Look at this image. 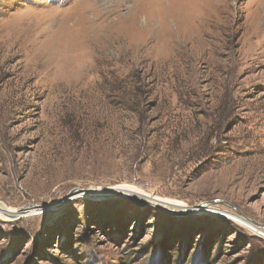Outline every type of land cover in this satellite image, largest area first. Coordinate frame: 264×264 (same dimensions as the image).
<instances>
[{
	"label": "rangeland",
	"instance_id": "obj_1",
	"mask_svg": "<svg viewBox=\"0 0 264 264\" xmlns=\"http://www.w3.org/2000/svg\"><path fill=\"white\" fill-rule=\"evenodd\" d=\"M5 22L55 58L45 88L0 44L23 211L0 264H264V0H0Z\"/></svg>",
	"mask_w": 264,
	"mask_h": 264
},
{
	"label": "bare ground",
	"instance_id": "obj_2",
	"mask_svg": "<svg viewBox=\"0 0 264 264\" xmlns=\"http://www.w3.org/2000/svg\"><path fill=\"white\" fill-rule=\"evenodd\" d=\"M200 4V3H199ZM196 16V14H195ZM15 17V16H14ZM54 16L50 17L53 18ZM12 18V17H11ZM8 21H12L15 22V18L11 19ZM199 18V17H198ZM203 18V17H202ZM17 19V18H16ZM27 20V19H26ZM19 20H17L16 22L18 23ZM21 21V20H20ZM48 24H49V20ZM15 22V24H16ZM55 22V21H54ZM22 23V21L20 22ZM14 24V25H15ZM17 25V24H16ZM20 26V24H19ZM24 27V25H22ZM72 26V25H71ZM22 27V28H23ZM27 27V26H26ZM30 27V26H29ZM22 28L17 27H12L11 26H7L6 22L3 25V28L1 27V34H0V44L4 45V49H5V54L3 55L4 60L9 59L10 57L13 56H18L21 55L22 58L23 57H27L30 58L31 62V66L32 68L24 71L22 73V75L20 76L23 79H31L34 78L36 79L35 84H42L43 87H48V85L51 82V70H52V64L55 58V54L54 52H52V47H49L48 49L45 48L44 52H38L36 51V47H37V43H35V39L31 36V35H27L28 38H26V42L29 43H34V46L29 47H24V46H19L20 48H15L18 45V40L19 38L22 36ZM28 29V27H27ZM26 29V30H27ZM46 29V28H45ZM25 31V29H24ZM34 32V31H33ZM53 34V32H52ZM112 35V34H111ZM110 37V36H109ZM104 38V37H103ZM110 45V44H109ZM40 46V45H39ZM53 46V45H52ZM104 46V45H103ZM111 46V45H110ZM64 50V49H63ZM56 51V49H55ZM108 51V50H107ZM32 59L35 61L34 63L32 62ZM70 60V59H69ZM67 65L69 64V62H67ZM20 65V63H19ZM17 64L9 67L11 71L16 70L17 68ZM30 89V88H29ZM28 89V90H29ZM31 93V92H30ZM23 95V94H22ZM25 95V94H24ZM32 94H30L31 96ZM27 106H30V102L29 105L27 103ZM9 114V113H8ZM7 114V115H8ZM10 115V114H9ZM11 117V115H10ZM204 135V134H203ZM239 136V135H238ZM239 138V137H238ZM235 139V138H234ZM240 141V140H239ZM209 144V143H208ZM149 157V156H148ZM236 164V163H235ZM234 164V165H235ZM248 164V163H247ZM250 164V163H249ZM186 169V168H185ZM211 172V171H210ZM207 174V173H206ZM256 176V175H255ZM261 178V177H260ZM257 179V178H256ZM153 182V181H152ZM158 182V181H157ZM220 182V181H219ZM206 204H204L205 206ZM202 207V206H201ZM207 208V205L205 206ZM208 209H212V208H208ZM22 210H12L9 208H6L5 206H3L2 204H0V215L3 216L4 218H6L9 221L14 220L15 218H17L19 215L22 214Z\"/></svg>",
	"mask_w": 264,
	"mask_h": 264
}]
</instances>
